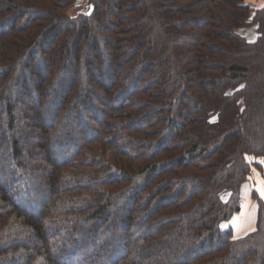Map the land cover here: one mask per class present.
Here are the masks:
<instances>
[{"label":"trees","instance_id":"16d2710c","mask_svg":"<svg viewBox=\"0 0 264 264\" xmlns=\"http://www.w3.org/2000/svg\"><path fill=\"white\" fill-rule=\"evenodd\" d=\"M77 1L0 0V264H264V0Z\"/></svg>","mask_w":264,"mask_h":264},{"label":"rangeland","instance_id":"374dc122","mask_svg":"<svg viewBox=\"0 0 264 264\" xmlns=\"http://www.w3.org/2000/svg\"><path fill=\"white\" fill-rule=\"evenodd\" d=\"M84 7H85V1L84 0H78L77 3L75 4L73 10L71 11V13H77L80 10H84ZM246 36H248V35H246ZM259 179L260 178H259L258 174L253 173L251 183L249 186H247V188L245 190L246 193L244 194V196H245L244 199L249 198L251 188L257 189L260 187L259 186L260 184H258ZM262 199L264 200V197H262ZM242 208H243L242 213L235 216L234 220L231 223V226H233L235 228L236 233H238L237 230L239 231V233H242L241 231H244V229L249 227L250 222L252 221V218H250V215L252 214V212L254 210V205H252V202L249 200V205L247 207H246V202L242 203Z\"/></svg>","mask_w":264,"mask_h":264},{"label":"snow or ice","instance_id":"6c2138e0","mask_svg":"<svg viewBox=\"0 0 264 264\" xmlns=\"http://www.w3.org/2000/svg\"><path fill=\"white\" fill-rule=\"evenodd\" d=\"M264 163V161H261ZM261 184L264 185V181H261ZM257 191L260 193L261 197H264V186L257 188Z\"/></svg>","mask_w":264,"mask_h":264},{"label":"crops","instance_id":"0c3cea01","mask_svg":"<svg viewBox=\"0 0 264 264\" xmlns=\"http://www.w3.org/2000/svg\"><path fill=\"white\" fill-rule=\"evenodd\" d=\"M244 197H245V196H243V199H244ZM244 202H246V207H247V206L249 205V200H248V198L244 199V200H243V203H244Z\"/></svg>","mask_w":264,"mask_h":264}]
</instances>
